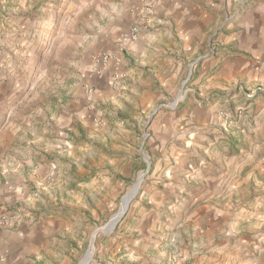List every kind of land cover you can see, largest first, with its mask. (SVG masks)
Instances as JSON below:
<instances>
[{
    "label": "crops",
    "instance_id": "0c3cea01",
    "mask_svg": "<svg viewBox=\"0 0 264 264\" xmlns=\"http://www.w3.org/2000/svg\"><path fill=\"white\" fill-rule=\"evenodd\" d=\"M151 1L143 29L134 39L113 41L109 66L89 79L86 89L97 95L132 87L136 95L172 99L177 110L154 135L163 145L172 144L151 167L150 209L132 225L129 218L93 264H229L235 252L230 239L237 232L225 207L228 175L239 166L236 159L264 162V0ZM144 5L129 0L127 22L143 18ZM184 86L188 95L178 100ZM248 94L253 98L243 108ZM239 109L245 111L238 117ZM59 125L55 135L64 131L63 106ZM57 143L64 144V132ZM61 170L46 162L13 177L0 172L5 264H64L60 258L49 261L54 240L64 234L62 187L54 189ZM162 177L166 183L156 188ZM21 202L30 213L8 211ZM2 216L14 221L2 224Z\"/></svg>",
    "mask_w": 264,
    "mask_h": 264
},
{
    "label": "rangeland",
    "instance_id": "374dc122",
    "mask_svg": "<svg viewBox=\"0 0 264 264\" xmlns=\"http://www.w3.org/2000/svg\"><path fill=\"white\" fill-rule=\"evenodd\" d=\"M130 10L129 0H0V172L13 177L46 162L62 167L54 189L62 187L64 234L54 240L49 261L81 264L95 231L110 223L144 174L125 214L95 238L93 264L101 246L125 230L129 218L132 225L150 209L151 167L172 144L154 137L168 113L177 110L172 99L136 95L132 87L97 95L86 89L95 79L98 58L113 41H128L124 37L134 25L143 29L139 18L133 25L127 22ZM186 86L178 100L187 97ZM62 106L64 144L59 145L62 132H55L61 128ZM239 159L224 194L237 232L229 236L235 251L229 264H264V162ZM202 160L209 164L208 158ZM188 170L191 180L195 166ZM159 181L156 188L167 180ZM21 203L8 211L30 213L27 202Z\"/></svg>",
    "mask_w": 264,
    "mask_h": 264
},
{
    "label": "built area",
    "instance_id": "2783aa9c",
    "mask_svg": "<svg viewBox=\"0 0 264 264\" xmlns=\"http://www.w3.org/2000/svg\"><path fill=\"white\" fill-rule=\"evenodd\" d=\"M144 2V7H143V15L146 14L149 10V8L151 7L152 1L151 0H143ZM141 23L145 21V18H140ZM141 29H140V25H134L132 27L131 33L129 36L124 37L125 40H130V39H134L139 33H140ZM112 59V55L110 54V52H105L103 54H101V56L98 58L97 63H96V68H97V73L96 75H98L100 77V75L107 69V67L109 66L110 62ZM247 100L244 104H242L243 108H245L248 105V101L251 100L253 98V94H248L247 96ZM242 113V109L238 110V114ZM224 119L229 123L232 124V121L230 120L231 118L227 115V113H222L221 114ZM2 224H7V221L9 222H13L14 221V217L11 216V218L7 219L4 216L1 217ZM6 260L4 257H0V264H5Z\"/></svg>",
    "mask_w": 264,
    "mask_h": 264
},
{
    "label": "water",
    "instance_id": "95a60500",
    "mask_svg": "<svg viewBox=\"0 0 264 264\" xmlns=\"http://www.w3.org/2000/svg\"><path fill=\"white\" fill-rule=\"evenodd\" d=\"M144 175V174H143ZM143 175H141L140 179L138 180V182L133 186V188L128 192L127 195H130V198L128 200V202L126 203L125 207L120 209V211L112 218V220L110 221L109 224H107L106 226H103L101 228H99L98 230L95 231L92 242H91V246L88 249L83 261L81 262V264H91L92 263V257L94 254V250H95V245H94V241L95 238L98 236V234L100 233H106L105 229H107L108 227L112 226L113 228L115 227V225L117 224V222L121 219V217L125 214V212L128 209V206L130 204V202L132 201V199L135 197V195L137 194L139 188H140V184H141V180ZM113 223V224H112Z\"/></svg>",
    "mask_w": 264,
    "mask_h": 264
},
{
    "label": "bare ground",
    "instance_id": "6f19581e",
    "mask_svg": "<svg viewBox=\"0 0 264 264\" xmlns=\"http://www.w3.org/2000/svg\"><path fill=\"white\" fill-rule=\"evenodd\" d=\"M129 198H130V195H127V196L124 198V201H123V206H122V208H124V207H125V205H126V203L128 202ZM112 224H113V223H112ZM111 228H112V226L108 227V228H107V229H105V230H110Z\"/></svg>",
    "mask_w": 264,
    "mask_h": 264
},
{
    "label": "trees",
    "instance_id": "16d2710c",
    "mask_svg": "<svg viewBox=\"0 0 264 264\" xmlns=\"http://www.w3.org/2000/svg\"><path fill=\"white\" fill-rule=\"evenodd\" d=\"M55 24H56V20L54 19L50 22L49 28L53 27Z\"/></svg>",
    "mask_w": 264,
    "mask_h": 264
}]
</instances>
